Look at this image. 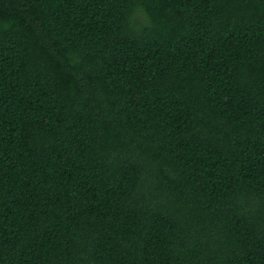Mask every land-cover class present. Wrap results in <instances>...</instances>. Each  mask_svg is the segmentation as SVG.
Wrapping results in <instances>:
<instances>
[{
    "label": "trees",
    "instance_id": "obj_1",
    "mask_svg": "<svg viewBox=\"0 0 264 264\" xmlns=\"http://www.w3.org/2000/svg\"><path fill=\"white\" fill-rule=\"evenodd\" d=\"M0 264H264V0H0Z\"/></svg>",
    "mask_w": 264,
    "mask_h": 264
}]
</instances>
